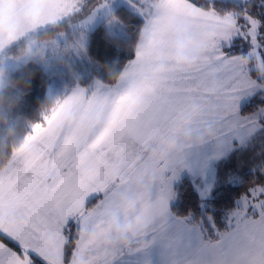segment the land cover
<instances>
[{
    "label": "snow or ice",
    "instance_id": "6c2138e0",
    "mask_svg": "<svg viewBox=\"0 0 264 264\" xmlns=\"http://www.w3.org/2000/svg\"><path fill=\"white\" fill-rule=\"evenodd\" d=\"M107 6L64 0L59 23ZM132 7L143 24L124 84L97 81L79 94L110 106L109 127L92 139L75 131L45 138L53 117L42 115L26 137L31 157L0 164V264H137V256L152 264L154 251L158 264H264V167L222 228L169 207L182 171L264 127V107L247 115L239 107L264 98V0ZM177 49L195 58L190 71L176 70ZM185 133L199 143L185 144ZM113 223L133 229L127 247L116 245Z\"/></svg>",
    "mask_w": 264,
    "mask_h": 264
},
{
    "label": "trees",
    "instance_id": "16d2710c",
    "mask_svg": "<svg viewBox=\"0 0 264 264\" xmlns=\"http://www.w3.org/2000/svg\"><path fill=\"white\" fill-rule=\"evenodd\" d=\"M87 5L89 8L95 7L92 0L87 2ZM253 11L255 13L256 9L254 8ZM88 15H90L89 10L85 9L71 21H64L60 27L72 35V28L69 26L85 19ZM112 16L119 22L117 26L121 25L123 28V34L116 35L114 27L109 28L107 23H101L92 32H84L87 39L84 53L81 50L76 52L75 49L70 48H66L70 49L69 52L66 49L61 50L66 53L64 60L67 61L63 62V66L66 65L67 70L61 72L62 77H53L52 71L46 70L40 63L29 67L26 77L28 92L22 98L17 124H23L24 121L38 122L42 109L47 104L54 105L51 112L53 115L54 111L77 87L86 88L95 79L111 84V75L133 59L134 47L143 19L139 14L124 6L118 7ZM51 31V27L40 31L38 38L41 39L43 34L49 35ZM76 31L78 32V30ZM24 45L25 40L13 46L4 55L17 56L20 53L19 48ZM54 46L52 45L53 50H47L48 55L54 53L56 49ZM67 47H69L68 44ZM57 49L60 51L59 48ZM61 60L57 63L59 68ZM9 75L13 79H19L24 75L23 65L21 64L18 69L11 71ZM259 97H254L244 109L250 111L264 107V99ZM4 160L5 158L0 159V164ZM261 167H264V134L258 138L255 146L252 142L244 148L236 149L216 164L212 195L206 203H203L192 178L190 176L183 178L175 187L176 200L172 206V212L177 216L191 214L193 222L201 219L206 222L208 217H212L219 227H224L227 214L237 206V201L246 191L250 182L254 178L262 179L259 172Z\"/></svg>",
    "mask_w": 264,
    "mask_h": 264
},
{
    "label": "rangeland",
    "instance_id": "374dc122",
    "mask_svg": "<svg viewBox=\"0 0 264 264\" xmlns=\"http://www.w3.org/2000/svg\"><path fill=\"white\" fill-rule=\"evenodd\" d=\"M89 1L86 0V2ZM99 2L100 0H92V4L94 6L99 4ZM132 2L133 0H108V6L92 14L91 19H89V15H88L85 19L79 20L78 22L71 24L69 28L74 29V30L71 29L72 35L74 36L79 35V36L77 38H73L74 36L66 32L67 31L66 30L64 31L63 36H57L56 40L53 41L51 44L44 45L43 46L44 60L40 64L46 70L52 71L51 75L53 77H62L60 75L61 72L67 70L66 65L65 67L63 66V62L66 63L67 61L65 62L64 60L65 52H61V50L70 48V49H75L76 52L81 50L84 53L87 42L84 32H92L101 23H105V24L107 23L109 28L114 27L115 30L114 33L116 35L123 34V28L121 27V25L117 26L119 22L112 15L114 11L120 6H124L137 13V11L132 7ZM63 3L64 0H27L28 6L31 7L32 14L34 16L43 15L45 17V23L47 25H55L59 21L60 13L63 11ZM46 29L47 28L41 29V31H45ZM76 30H78V32ZM46 36L48 35L43 34L42 38L40 39L38 38V34H36L35 36L29 37L31 39H28V42L34 43L36 41L43 40ZM174 38L179 40L181 38L180 34L178 33L174 34ZM23 41L24 40H21L19 43H22ZM67 44L69 47H67ZM52 45H55L54 47H56V49L52 55H48L47 50L48 49L53 50ZM57 48H59L60 51H58ZM10 49L11 48L0 47V66L2 67L1 69H3L8 75L11 71L18 69L22 64L18 59L20 53L17 56H10L7 54L4 55ZM22 49L23 47L21 46L19 50L21 51ZM70 49H66V50H68L69 52ZM179 55H180V50L177 49L176 59L179 57ZM60 59L62 60L59 62V66H60L59 68L57 63ZM97 81L98 80L95 79L88 87L83 89H87L90 86L95 85ZM80 90L81 88L77 87V89H75V91L70 94L73 96V99L69 100L67 98L62 104H60V106L54 111L53 115H51L53 118L49 124L48 129H43L41 132H47V135L49 137L63 135L66 132L61 133L58 131V129L62 128L64 123L67 122L69 126L67 132L75 131L82 137L92 139L91 137H96L97 135L103 133L105 129L109 127L110 114H111L110 106L98 100L92 99L88 94H86L83 97H80L79 95ZM256 96L261 97L259 93H256L250 97H246L241 100L239 106L241 115L254 113L258 110L255 109L249 111L244 109L245 107H247L248 103H250L252 99ZM61 117L62 119H59ZM58 119L59 122L56 123L55 127H52L53 123L56 122ZM261 124H264V120L261 121ZM263 131H264V127L259 128L253 135L246 136L242 141L233 140L232 146L226 149L223 152V154L219 155L218 157L215 156L214 153L209 151L207 153L208 159L206 161V164L203 166V168L197 166L193 168L191 171L187 169L182 171L179 177L173 182L172 185L175 196L169 203L171 212H172V206L174 205V202L176 200L175 187L181 182L183 178L187 176H190V178H192L194 186L198 191V193L200 194L203 203H206L207 200H209L212 195V190L216 176V170H215L216 164L220 162L222 159L228 157L236 149L244 148L245 146H247L252 142L255 146V143H257L258 138L261 137L262 134H264ZM185 134L189 135L187 133ZM27 143H31V142H27ZM13 159H15V157H13ZM132 259H134L138 264L139 261H137L136 257Z\"/></svg>",
    "mask_w": 264,
    "mask_h": 264
},
{
    "label": "clouds",
    "instance_id": "9594fccd",
    "mask_svg": "<svg viewBox=\"0 0 264 264\" xmlns=\"http://www.w3.org/2000/svg\"><path fill=\"white\" fill-rule=\"evenodd\" d=\"M60 24L58 21L55 25H47L43 15L34 16L27 0H0V47L12 48L21 40H25V45L18 57L24 67V75L19 79H13L3 69H0V159L8 156L15 157L16 160H25L32 155L31 143H26V137L31 131L30 126L36 122L24 121L23 124H17V117L20 115L22 98L28 92L26 80L28 69L44 60V45L51 44L57 36L64 35ZM48 27H51L52 31L43 40L34 43L28 42L29 37L35 36L41 29ZM195 63L194 57L184 60L179 56L174 61V66L177 71H190L195 67ZM121 71L122 69H119L118 72L111 75V85L124 84V81L121 80ZM53 106L52 104L45 105L41 116H51ZM59 119L53 123L52 127L56 126ZM39 121L42 122L41 118ZM48 127L49 125H46L43 129H48ZM68 128L69 126L65 122L58 131L67 132ZM40 135L45 138L48 136L47 132H41ZM207 135L210 136L211 133L209 132ZM182 139L185 144L199 143L197 138L186 134ZM170 150L175 151V146L173 145ZM134 227L139 230L141 226L135 225ZM132 232L131 228H120L113 223V236L119 247H127Z\"/></svg>",
    "mask_w": 264,
    "mask_h": 264
},
{
    "label": "crops",
    "instance_id": "0c3cea01",
    "mask_svg": "<svg viewBox=\"0 0 264 264\" xmlns=\"http://www.w3.org/2000/svg\"><path fill=\"white\" fill-rule=\"evenodd\" d=\"M173 205V204H172ZM137 261H140L141 257L137 256ZM152 264H158V255L156 252L152 254Z\"/></svg>",
    "mask_w": 264,
    "mask_h": 264
}]
</instances>
